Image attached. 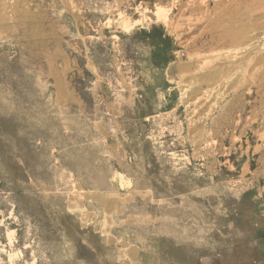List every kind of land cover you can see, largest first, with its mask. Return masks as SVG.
<instances>
[{"label": "rangeland", "instance_id": "1", "mask_svg": "<svg viewBox=\"0 0 264 264\" xmlns=\"http://www.w3.org/2000/svg\"><path fill=\"white\" fill-rule=\"evenodd\" d=\"M0 264H264V0H0Z\"/></svg>", "mask_w": 264, "mask_h": 264}]
</instances>
